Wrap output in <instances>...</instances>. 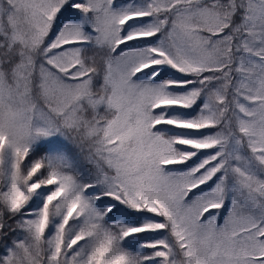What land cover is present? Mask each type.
<instances>
[{
	"label": "snow or ice",
	"instance_id": "snow-or-ice-1",
	"mask_svg": "<svg viewBox=\"0 0 264 264\" xmlns=\"http://www.w3.org/2000/svg\"><path fill=\"white\" fill-rule=\"evenodd\" d=\"M0 264H264V0H0Z\"/></svg>",
	"mask_w": 264,
	"mask_h": 264
}]
</instances>
